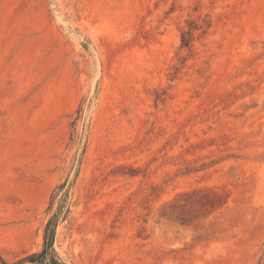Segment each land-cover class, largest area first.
Segmentation results:
<instances>
[{"label":"rangeland","instance_id":"rangeland-1","mask_svg":"<svg viewBox=\"0 0 264 264\" xmlns=\"http://www.w3.org/2000/svg\"><path fill=\"white\" fill-rule=\"evenodd\" d=\"M66 181L67 264H264V0H0L8 264Z\"/></svg>","mask_w":264,"mask_h":264},{"label":"trees","instance_id":"trees-1","mask_svg":"<svg viewBox=\"0 0 264 264\" xmlns=\"http://www.w3.org/2000/svg\"><path fill=\"white\" fill-rule=\"evenodd\" d=\"M183 43L185 46L189 45L185 39ZM70 187L69 182L66 181L53 193L50 206L52 214L45 226L42 249L39 252L26 255L13 264H67L56 250V237L59 225L64 222L70 214L68 202ZM55 204L57 206L54 209ZM0 262L2 264H8L1 257Z\"/></svg>","mask_w":264,"mask_h":264}]
</instances>
